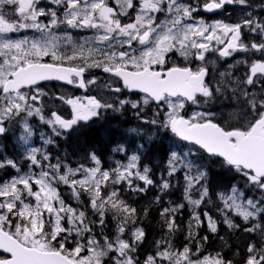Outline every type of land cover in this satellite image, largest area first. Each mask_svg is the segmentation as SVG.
Returning a JSON list of instances; mask_svg holds the SVG:
<instances>
[{"label": "rangeland", "instance_id": "1", "mask_svg": "<svg viewBox=\"0 0 264 264\" xmlns=\"http://www.w3.org/2000/svg\"><path fill=\"white\" fill-rule=\"evenodd\" d=\"M57 2L65 13L59 14L58 32L54 29L56 22L51 9L35 8L26 16L19 14L21 10L19 13L6 10L0 14V141L8 133L15 144L13 153L16 157L15 160L0 157V169L14 165V173L0 181V228H5L23 244L40 250L54 251L52 243L58 248L56 251H62L76 264H165L171 256L179 264H218V259L209 253L189 258L186 250L175 253L174 247L137 262L132 252L142 236L140 229H131L133 244L123 238L110 240L114 228L103 229V210L112 207L114 210V201L111 192L101 194L109 174L101 169L97 157L92 155L82 164L70 165L57 158L51 160L46 149L55 137L62 136L77 122L97 116L105 109L118 108L122 104L144 107L148 99L152 101L144 94H138L140 101L137 97L124 95L122 90L125 88L116 77L99 73L104 61H110L112 65L154 67L168 62L170 68L175 65L189 68L190 74H198L201 69L207 71L204 79L207 84L203 82L204 89L198 101L192 104L179 97H168L164 103L155 104L164 107V123L173 133L175 120L185 110L184 115L191 125L212 122L219 117L228 122L229 113L223 115L227 105L233 110L230 115L238 113L235 89H242L252 106L255 107V98L262 104L264 0L259 5L257 1H238V5L224 9L213 20L199 14V6L206 0H108V5L103 4V0ZM41 14H46L47 19L39 20ZM119 19L121 24L117 25ZM157 20L162 22L155 24ZM81 21L84 25L79 24ZM145 30L149 34L153 30L148 38L149 46L135 55L133 48L148 40L140 42ZM236 30H240L241 37ZM231 31L238 35L231 36ZM233 38H237V48L228 49L229 52L220 57V46ZM45 56L50 62H65L84 69V86L79 88L73 82L72 87L46 84L17 92L1 91L15 68ZM223 88L229 99L218 105L220 98L216 97L223 94ZM209 89L213 95L207 101L204 97ZM155 119L157 115L153 114L149 121ZM179 157L175 155L174 159ZM199 169L197 166L187 178L192 198L202 180ZM148 172L146 168L138 167L136 154L115 171L116 177L143 186L150 182ZM246 176L254 188L264 191V179L251 174ZM57 185L67 188L66 196L61 195ZM81 189L85 191L83 201L89 202L93 195L95 212L83 208L79 196ZM67 196L73 203L66 201ZM225 204L243 221L249 220L257 209L252 201L243 199L242 193L235 190L225 197ZM115 206L117 214L128 222L133 220L132 213L122 206ZM225 214L221 213V222L223 216L226 218ZM205 218L215 231L216 223L208 215ZM95 224L96 233L92 227ZM46 225L49 229L44 232ZM171 225L172 220L168 227ZM121 231L119 227L117 232ZM245 264H264V257L247 259Z\"/></svg>", "mask_w": 264, "mask_h": 264}, {"label": "trees", "instance_id": "2", "mask_svg": "<svg viewBox=\"0 0 264 264\" xmlns=\"http://www.w3.org/2000/svg\"><path fill=\"white\" fill-rule=\"evenodd\" d=\"M249 1H257L258 5L261 3V0ZM122 91L124 95L137 97L140 101L138 94ZM235 94L234 101H238L239 105L234 118L230 122H223L222 117L212 121L225 130H232L236 126L234 121H239L244 110L248 116L246 128L255 126L264 107L247 104L242 89L236 90ZM212 95L204 99L208 101ZM216 98H220L218 105L228 101L227 90L224 89L223 94ZM163 111L162 105L158 107L149 99L144 107L122 104L118 108L105 109L97 116L77 122L62 136L55 137L46 153L51 160L57 158L70 165L82 164L92 155L97 157L101 169L109 174L107 182L101 187V194L111 192L114 201V210L113 207L103 210V229L114 228L110 240L123 238L128 244H133L131 229H140L142 236L132 252L137 262L148 255L157 256L170 251L173 247L175 253L186 250L189 258L209 253L218 259V264H245L247 259L264 257V191L254 188L242 170L179 140L164 123ZM227 111L232 117L230 111L233 110L229 109V105L225 113ZM153 114L157 115V119L150 122ZM0 146V157L16 159L13 153L15 144L8 133L2 137ZM133 154L138 156V167L149 170L150 182L146 186L142 183L134 185L131 180L128 183L124 177H116L118 166ZM175 155L180 157L174 159ZM197 166L202 172L199 176L202 180L192 198L187 178ZM13 169L14 165L3 166L0 181L14 173ZM57 187L61 195L66 196L67 188L64 185ZM233 190L242 193L243 199L252 201L257 207L249 220H241L238 214L226 208L225 197ZM84 192L82 189L79 192L83 208L87 212L92 213L91 209L95 212L93 195L89 202L83 201ZM65 199L73 203L70 196ZM115 205L132 213L133 220L128 222L117 214ZM221 213H226L222 222ZM206 215L216 223L215 231L209 226ZM170 220L172 225L168 227ZM92 227L96 233V224ZM119 227L122 231L118 233ZM48 229L46 225L43 231ZM51 245V249L58 250ZM0 258L4 259V254L0 253ZM165 264L179 263L171 256Z\"/></svg>", "mask_w": 264, "mask_h": 264}, {"label": "water", "instance_id": "3", "mask_svg": "<svg viewBox=\"0 0 264 264\" xmlns=\"http://www.w3.org/2000/svg\"><path fill=\"white\" fill-rule=\"evenodd\" d=\"M231 1H209L202 6V9L204 12L214 13L225 2ZM236 34L233 33L235 37ZM236 39L229 40L222 48L221 54L234 48ZM106 71L116 77L128 92L144 94L155 104L162 102L166 96H180L186 101H191L204 89L203 72L190 74L189 68L172 67L164 74L147 68L132 71L118 67L107 68ZM84 73L83 69L75 67L31 63L16 69L6 80L1 91L3 93L17 92L48 81H58L69 85L72 77L77 79V87L82 88ZM262 120L264 121V115ZM173 131L178 139L199 147L207 155L221 159L228 165L252 172L256 177H264V135H258V133L254 135L256 132L254 131L252 134L242 136L238 132L225 131L212 122L189 125L185 116L175 120ZM0 253L5 255L1 264H76L59 251H46L27 246L1 228Z\"/></svg>", "mask_w": 264, "mask_h": 264}, {"label": "flooded vegetation", "instance_id": "4", "mask_svg": "<svg viewBox=\"0 0 264 264\" xmlns=\"http://www.w3.org/2000/svg\"><path fill=\"white\" fill-rule=\"evenodd\" d=\"M107 1L108 0H103V4H107L108 5V3H107ZM170 1H174V0H170ZM178 1H184V0H178ZM200 1H202V0H200ZM209 1H214L215 2V0H206V2L205 3H207V2H209ZM238 1L240 2L241 0H232L231 2H225L216 12H214V13H207V12H204L203 11V9H202V6L204 5H201L200 4V6H199V14H200V16H203V17H206L207 19H211V20H213V19H216L217 18V16L225 9V11H226V9H229V8H232V7H230V6H233V5H238V4H236V3H238ZM245 1V0H244ZM52 2H53V0H0V14H2V11H6V10H9V11H13V13H19V11L21 10V12L19 13L20 15H22V16H26L27 14H28V12L29 11H32L33 9H35V8H38V9H42V8H46V9H51L52 11H54L53 12V17H54V21L56 22V27L54 28V29H59V14L61 13V14H65V13H63V6H59V4H58V2H57V0H54V2H53V4H52ZM234 7V6H233ZM162 13H164V12H161V14ZM205 15V16H204ZM0 16H2V15H0ZM38 18H39V20H46L47 19V16H46V14H41V15H38ZM162 22V20H157L156 21V23L155 24H159V23H161ZM23 23H25V21H23ZM119 23L121 24V22H120V19L118 20V23H117V25H119ZM79 24L80 25H84V23L81 21V22H79ZM153 31V30H152ZM152 31H151V34H152ZM238 33H239V36L241 37V35H240V30H236ZM57 32H58V30H57ZM72 32V31H71ZM232 32V31H231ZM230 32V33H231ZM234 32V31H233ZM233 32L231 33L232 35L231 36H233ZM151 34H149L148 33V31L147 30H145V34H144V36L143 37H141V41L140 42H143V41H145V40H147L148 38L150 39V36H151ZM238 35V34H237ZM239 37V38H240ZM149 39L143 44V43H141V45H138V46H135L134 48H133V52H134V54L136 55L137 53H139L141 50H143V49H145L146 47H148L149 46ZM55 40V39H54ZM239 40V39H238ZM229 40H225L224 42H223V44L220 46V48H219V51H218V55L220 56V57H224L225 55H226V53L227 52H229V50H231V49H229V50H227V51H225V53L224 54H221V51H222V48L224 47V45L228 42ZM237 44H238V42L236 43V47L235 48H233V49H236L237 48ZM136 48V49H135ZM122 56H124V54H122ZM216 57L218 58V56L216 55ZM39 61H33V60H31L30 62H27V63H24L23 64V66H26V65H28V64H31V63H38V64H51V65H61V66H66V67H73L72 65H68V63H65V62H60V63H55V62H50L49 61V57L48 56H45L44 58H40V59H38ZM23 66H18L17 68H15L14 70H13V72L16 70V69H18V68H20V67H23ZM175 66H178V65H175ZM174 66V67H175ZM118 67H122V68H126V69H130V70H132V71H139V70H142V69H144V68H147V69H150V70H152V71H161L162 72V74H164L165 73V71H167L168 70V68H170L171 66L168 64V62L167 63H162L161 64V66H155L154 67V65H143V66H134V65H131V66H128V65H126V66H122V65H112V64H110V61H104V63H103V65L101 66V68H100V70H99V73H105V74H108V75H110L107 71H106V69L107 68H118ZM84 70V69H83ZM85 71V70H84ZM201 71L203 72V80L204 79H206L207 78V71H205V70H203V69H201ZM12 72V73H13ZM86 73V72H85ZM85 73H84V75H85ZM111 76V75H110ZM73 82H75V85H76V82H77V79L75 78V77H72V79H71V82H70V84L69 85H66V84H62V83H60V82H58V81H51V82H43V83H41V84H39V85H34V86H44V85H46V84H52V85H55V84H61V85H65V86H69V87H72V85H73ZM205 82V81H204ZM205 84H207V82H205ZM34 86H32V87H29V88H26V89H22V90H28V89H31V88H33ZM73 88H75V86L73 87ZM72 88V89H73ZM77 88V87H76ZM209 90H211V89H209ZM209 90H208V92H207V96H209L210 94H209ZM205 95V96H206ZM203 96V95H202ZM255 99H257V98H255ZM264 101V100H263ZM186 113H187V111L185 110L184 111V114L186 115ZM214 116H212V118H213ZM233 117L234 116H232V117H230L229 115H228V120L230 119H233ZM260 120H258V122H259ZM248 122V116H246L245 115V113H243V115H242V117L240 118V120L238 121V126H236L235 128H233V130H235V131H237V132H245L244 131V128L245 127H247V126H245L244 124L245 123H247ZM264 127V123L262 122L261 123V125L259 126V128H263ZM5 256V255H4ZM4 259H2V261H3Z\"/></svg>", "mask_w": 264, "mask_h": 264}]
</instances>
